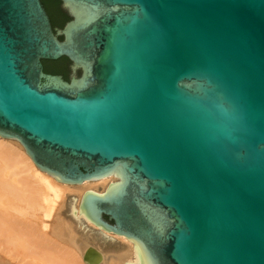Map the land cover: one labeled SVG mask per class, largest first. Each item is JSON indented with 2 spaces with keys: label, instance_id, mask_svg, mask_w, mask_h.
Returning <instances> with one entry per match:
<instances>
[{
  "label": "water",
  "instance_id": "obj_1",
  "mask_svg": "<svg viewBox=\"0 0 264 264\" xmlns=\"http://www.w3.org/2000/svg\"><path fill=\"white\" fill-rule=\"evenodd\" d=\"M57 1L62 26L0 0V137L60 182L113 177L78 216L123 264H264V0Z\"/></svg>",
  "mask_w": 264,
  "mask_h": 264
},
{
  "label": "bare ground",
  "instance_id": "obj_2",
  "mask_svg": "<svg viewBox=\"0 0 264 264\" xmlns=\"http://www.w3.org/2000/svg\"><path fill=\"white\" fill-rule=\"evenodd\" d=\"M113 177L67 184L38 169L15 140L0 137V264H86V246L98 254L92 264H123L133 243L78 216L85 190L104 188ZM86 227L120 243L103 254ZM99 241V240H98ZM96 248V249H95ZM102 250V249H101Z\"/></svg>",
  "mask_w": 264,
  "mask_h": 264
},
{
  "label": "trees",
  "instance_id": "obj_3",
  "mask_svg": "<svg viewBox=\"0 0 264 264\" xmlns=\"http://www.w3.org/2000/svg\"><path fill=\"white\" fill-rule=\"evenodd\" d=\"M49 14L52 26H62L68 16L60 9L59 1L57 0H41ZM44 70L52 73H60L66 79L68 78L69 70L67 68L66 57H61L57 60H44Z\"/></svg>",
  "mask_w": 264,
  "mask_h": 264
},
{
  "label": "rangeland",
  "instance_id": "obj_4",
  "mask_svg": "<svg viewBox=\"0 0 264 264\" xmlns=\"http://www.w3.org/2000/svg\"><path fill=\"white\" fill-rule=\"evenodd\" d=\"M102 187H99L97 190L101 189ZM83 236H88V237H93L94 239V243L97 242L98 243V247L101 248L100 251H102L103 254H106V251L111 250V248L109 247V244L112 243V246H119L120 243L111 239H107L106 237L103 236H99L96 234V232L94 231V229L92 227H86L85 228V232L82 231ZM99 240V241H98ZM88 246L91 247H96L95 244H90ZM87 247V246H86ZM97 248V247H96ZM95 248V249H96Z\"/></svg>",
  "mask_w": 264,
  "mask_h": 264
}]
</instances>
